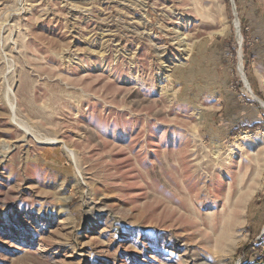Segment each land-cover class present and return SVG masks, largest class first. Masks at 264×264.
I'll return each instance as SVG.
<instances>
[{"label": "rangeland", "instance_id": "obj_1", "mask_svg": "<svg viewBox=\"0 0 264 264\" xmlns=\"http://www.w3.org/2000/svg\"><path fill=\"white\" fill-rule=\"evenodd\" d=\"M234 3L0 0V264H264V0Z\"/></svg>", "mask_w": 264, "mask_h": 264}, {"label": "bare ground", "instance_id": "obj_2", "mask_svg": "<svg viewBox=\"0 0 264 264\" xmlns=\"http://www.w3.org/2000/svg\"><path fill=\"white\" fill-rule=\"evenodd\" d=\"M243 77L245 78L246 76L243 75ZM245 83H246V86H247L248 90L251 92V91H252V88H251L249 82L246 80V78H245ZM251 93H252V95L254 96V98L257 97L253 92H251ZM251 93H250V94H251ZM263 103H264V102H263ZM13 105H14V104H12V106H13ZM12 108H14V106H13ZM12 110H13V109H12ZM13 112H14V111H13ZM252 143L258 146V148H257V149H258V152L256 153V154H257V156H256V160H257V164H258L259 166H261V165L264 163V142H263V141H253ZM257 169H258V168H256V170H257Z\"/></svg>", "mask_w": 264, "mask_h": 264}, {"label": "water", "instance_id": "obj_3", "mask_svg": "<svg viewBox=\"0 0 264 264\" xmlns=\"http://www.w3.org/2000/svg\"><path fill=\"white\" fill-rule=\"evenodd\" d=\"M233 6H234V9L236 8V6H235V3H234V0H233ZM258 101L264 106V101H262L261 99H258Z\"/></svg>", "mask_w": 264, "mask_h": 264}]
</instances>
